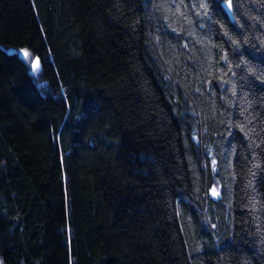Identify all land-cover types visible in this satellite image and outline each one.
I'll use <instances>...</instances> for the list:
<instances>
[{
    "label": "trees",
    "instance_id": "16d2710c",
    "mask_svg": "<svg viewBox=\"0 0 264 264\" xmlns=\"http://www.w3.org/2000/svg\"><path fill=\"white\" fill-rule=\"evenodd\" d=\"M0 264H264V0H0Z\"/></svg>",
    "mask_w": 264,
    "mask_h": 264
},
{
    "label": "rangeland",
    "instance_id": "374dc122",
    "mask_svg": "<svg viewBox=\"0 0 264 264\" xmlns=\"http://www.w3.org/2000/svg\"><path fill=\"white\" fill-rule=\"evenodd\" d=\"M224 7L226 8V10L230 13L231 10H230V6H229V2H224ZM36 64V63H35ZM37 65V64H36ZM37 66L34 68V70H36Z\"/></svg>",
    "mask_w": 264,
    "mask_h": 264
},
{
    "label": "snow or ice",
    "instance_id": "6c2138e0",
    "mask_svg": "<svg viewBox=\"0 0 264 264\" xmlns=\"http://www.w3.org/2000/svg\"><path fill=\"white\" fill-rule=\"evenodd\" d=\"M23 56L24 57H28L29 56V53L27 51H24L23 52ZM38 63V62H37ZM33 67H36V64L33 65Z\"/></svg>",
    "mask_w": 264,
    "mask_h": 264
}]
</instances>
